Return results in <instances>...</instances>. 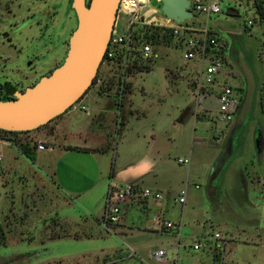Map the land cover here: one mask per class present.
Returning <instances> with one entry per match:
<instances>
[{"label": "rangeland", "instance_id": "374dc122", "mask_svg": "<svg viewBox=\"0 0 264 264\" xmlns=\"http://www.w3.org/2000/svg\"><path fill=\"white\" fill-rule=\"evenodd\" d=\"M148 1L153 7L154 0ZM202 1L218 3L220 12L196 13L185 23L207 28L217 37L222 49L213 53L230 71L224 79L235 87L240 100L246 92L244 70L251 73L255 90L245 119L240 121L236 115L229 123L218 121L216 92L204 97L191 93L198 62L184 60L179 43L169 34L168 43L152 46L140 32V40L157 57L144 61L132 54L126 67L124 87H132L135 93L144 88L149 94L144 99L137 97L133 108L148 111V120L132 122L130 131L143 138L146 128L153 127V142L145 144L136 160L144 164L137 173H143L140 187L162 192L167 205L127 207L122 226L106 231L99 224L105 196L100 203L97 189L79 196L72 188L71 169L79 178L92 169L93 157L73 153L61 159L49 152L27 156L21 147L29 143L27 135L0 134L13 142L0 141V225L6 240L0 246V264H159L148 255L158 249L167 251L166 264H184L195 255L189 246L214 233L228 241L226 264H264V20L255 11L263 0ZM68 3L21 0L20 9L12 6L14 16L0 21V32L12 39L0 37V84L10 82L25 89L62 61L76 23ZM226 5L239 15L228 16ZM161 17L160 12L154 15V19ZM121 32L117 23L114 33ZM98 71L102 88L111 85L110 91L117 94L115 113L106 128L109 133L112 126L103 146L107 154L97 151L108 157L106 162L110 157L108 180L114 167L116 173L121 169L114 151H120L119 128L126 109L118 84L124 66L115 59L100 65ZM104 99L102 105L110 102ZM258 135L263 141L260 156L254 143ZM24 148L27 151V145ZM178 159H188L189 164H179ZM54 167L67 183L59 184ZM182 189L186 202L179 205L171 198ZM157 217L181 221L179 235L174 230H159L153 221Z\"/></svg>", "mask_w": 264, "mask_h": 264}, {"label": "built area", "instance_id": "2783aa9c", "mask_svg": "<svg viewBox=\"0 0 264 264\" xmlns=\"http://www.w3.org/2000/svg\"><path fill=\"white\" fill-rule=\"evenodd\" d=\"M156 4L161 5V0H154ZM156 7H151L148 0H120L117 10L116 23L120 24L121 34H115V26L112 32L105 55L106 59L101 65L106 66L113 60H120L123 63L124 71L118 80L120 90L124 88L126 79V67L132 54H138L144 61L156 58V54L146 43L135 45L133 39V31L138 25L162 28L168 31L171 36L177 40L183 51V59L187 62H198V71L196 74L195 88L192 93H196L199 97L216 92L215 99L217 101V109L214 115L220 122L229 123L237 115L241 105L240 95L235 91V87L228 85L224 78L229 75L228 68L225 69L223 60L217 57L213 52L220 51L222 44L219 43L217 37L207 28H199L187 25L185 22L176 24L174 21L165 17L155 18L158 14ZM192 14H217L220 12L219 5L216 2H203L202 0H193L191 3ZM249 24H252L249 22ZM135 52V53H134ZM104 55V57H105ZM224 79V80H223ZM100 79L96 80L94 86L100 87ZM92 86V87H94ZM86 112V108L80 107ZM37 151L48 150L44 144L36 146ZM179 164H189L188 159H178ZM186 187V186H185ZM198 188L197 186L195 187ZM136 200L152 201L159 204L164 200L161 192L142 188L136 184L115 185L110 179L105 195L104 214L99 221L100 226L106 231H111L121 223L124 209L136 203ZM174 203L184 205L186 202V190L182 189L172 199ZM142 207V203H139ZM161 208V207H158ZM159 230L164 232L174 230L179 235L181 229L180 222H172L157 217L153 220ZM226 237L219 233H214L210 237L203 240H196L189 246V250L193 252L194 264H226ZM179 250V247L176 251ZM149 257L159 264L167 263V251L158 249L148 253Z\"/></svg>", "mask_w": 264, "mask_h": 264}, {"label": "water", "instance_id": "95a60500", "mask_svg": "<svg viewBox=\"0 0 264 264\" xmlns=\"http://www.w3.org/2000/svg\"><path fill=\"white\" fill-rule=\"evenodd\" d=\"M120 0H72L77 27L68 40V50L61 66L41 77L34 85L16 92L14 97L0 101V130L7 132L34 131L64 114L77 104L92 86L102 64L117 18ZM161 16L182 24L193 18L190 0H161ZM227 15L237 16L238 10L226 5ZM246 92L240 110L243 121L250 111L255 90L248 69L244 70ZM257 156L263 141L255 140Z\"/></svg>", "mask_w": 264, "mask_h": 264}, {"label": "crops", "instance_id": "0c3cea01", "mask_svg": "<svg viewBox=\"0 0 264 264\" xmlns=\"http://www.w3.org/2000/svg\"><path fill=\"white\" fill-rule=\"evenodd\" d=\"M127 78L128 77L126 76V79ZM36 82H34L32 85H34ZM32 85H29L26 88L31 87ZM107 87H100V89L98 87H91L77 103V106H72V108H70L64 114L53 119V121L48 123V125L27 134V142L29 141V143L31 144L32 142H38L36 146L38 144H44L48 149L46 151H37L35 148L32 153L34 155L49 152L52 154L55 153L53 157H55L57 154L61 155L60 157L61 159H63L64 156L71 155L73 153H82L83 155H86L90 158L93 157L91 158L92 169L86 170V174L82 173L81 175H79V178H76L74 170L71 169L73 172V174H71V181L74 185L72 188L77 192L79 196L85 191H92L94 189H97L98 191H100V203H102V200L104 199L110 179H112L113 183L118 186L126 184H136L140 186V182L143 178V173L138 174L137 172L139 169L144 167V164L137 163L136 160L139 159V155H141L142 149H144L145 144L149 143V141L153 142L152 137L154 136L153 127L149 128V126L146 128L147 135L145 137L140 138L139 136L135 137L134 135H131L130 129L132 128V122H135L137 124L142 123L144 120H148L149 115L148 111L144 113L140 112L136 108L133 109L135 106V101L137 97H141L144 99L145 97H148L149 94L144 88L141 89L138 93H135V90L132 87H124L120 92V98L124 100L123 105H125L126 108L125 113L121 116L122 121L119 128V138L121 141L120 151H117V149V153L116 151H114V156L116 155L115 163L117 160H119L121 169L116 173L114 167L112 176L110 175V178L107 180L109 172L107 171V165H110V157L106 162L105 159H108V157L106 158L104 154H107V151H105L106 149L104 150L103 146L105 144V141L108 140L107 135L109 136V133L112 130L111 126L109 133H107L106 128L115 113V103L113 104V102L115 101L114 97L117 96V94H115V91H110L111 89L109 88H111V85H107ZM112 94L113 97L109 96ZM104 97H107L108 101L110 100V102L106 105H102L103 100H105ZM80 107L86 108V112L82 111ZM196 121L199 120L196 119ZM71 122L73 123L70 124ZM174 125L175 124H173V126ZM90 126L91 128H94L89 130ZM156 132H159V127H157ZM253 134H255V132ZM56 140H58L60 143H57ZM90 140H93L94 142L89 143ZM52 141L56 143H52ZM1 142L8 144L5 141ZM57 148L60 152L59 154L57 153ZM128 149L130 152H128ZM100 150H104V154H98L97 151ZM61 159L58 160V162H60ZM53 170V175L57 179V181L60 180V185H63L61 181L67 183V181H64V179L61 180V174L56 169V167H54ZM50 174H52V172H50ZM173 198L174 196L171 198V200ZM140 202L142 203L143 208H148V206L150 205L162 208L163 206L167 205L166 199L163 200L161 206L159 204L153 203L150 200H136V203L133 205H139ZM120 226H122V224L116 227ZM184 264H194V256L191 255L190 259L184 260Z\"/></svg>", "mask_w": 264, "mask_h": 264}, {"label": "trees", "instance_id": "16d2710c", "mask_svg": "<svg viewBox=\"0 0 264 264\" xmlns=\"http://www.w3.org/2000/svg\"><path fill=\"white\" fill-rule=\"evenodd\" d=\"M263 1H259L256 4V6H255L256 14L259 16V18L261 20H264V2ZM71 5H72V0H69L68 9H69V11H71V12L74 13ZM153 6L154 7H160V5L156 4L155 1H153ZM228 16H231V15H228ZM75 21H76L75 27L70 31L69 38H70L72 32L77 27L76 17H75ZM140 29H142V30H140ZM140 32L142 33V36L141 37L143 39H145V42L148 43V44H150V45H152V46H160L162 44H166V43H168V40L171 39V37H170L171 34L168 31L163 30L162 28H156V27H151V26H143V25H140L139 26L138 25L134 29L133 33H132L133 34V39L135 40V45H140V43L141 44L144 43L139 38L140 37L139 36ZM166 34H169L170 36H168ZM69 38L66 41L67 48H66V51H65V54H64V58L62 59V61L54 69H56L59 66H61L62 63L64 62V59L66 57V53H67V50H68V40H69ZM105 59H106V55L103 58L102 62ZM53 70H51L50 72H48L44 76L49 75ZM44 76H42V77H44ZM98 76H99V71H98L96 77L94 78L92 85H94L96 83V80L98 79ZM100 87H102V84L100 85ZM21 91H24V89H19L16 85L11 84L10 82H4V83L0 84V101L5 102L7 100H10V99H12L14 97V94L16 92H21ZM244 97L245 96H243L242 99H241V105L239 107V111H238L237 115L240 114V110H241V107H242V104H243V101H244ZM46 125H48V124H46ZM46 125H44V126H46ZM44 126H42V127H44ZM42 127H39L36 130H39ZM31 132H33V131H27V132H7V131L0 130V134L10 135V136L27 135V134H29ZM0 140L1 141H5V142H9L11 144L13 143L12 140H8V139H5V138H0ZM25 145H27V151H26V148H24ZM21 147H23V149H24V151L22 153L25 154V155H27V156H29V155H32L33 150L36 148V144L35 143H33V144L27 143V144L22 145ZM111 176H112V174H111ZM5 241H6L5 240V233H4L3 227L0 225V246L4 245L5 244Z\"/></svg>", "mask_w": 264, "mask_h": 264}, {"label": "flooded vegetation", "instance_id": "af4514ba", "mask_svg": "<svg viewBox=\"0 0 264 264\" xmlns=\"http://www.w3.org/2000/svg\"><path fill=\"white\" fill-rule=\"evenodd\" d=\"M25 2V0H24ZM18 6L20 9L22 7L21 0H0V21L7 20L10 16H14L12 6ZM8 14V17L4 18V14ZM26 18H24L25 20ZM23 20V21H24ZM38 23V22H37ZM1 25V24H0ZM0 37H3L5 41H11L12 39L5 32H0Z\"/></svg>", "mask_w": 264, "mask_h": 264}]
</instances>
